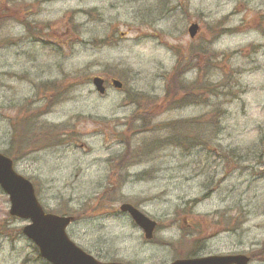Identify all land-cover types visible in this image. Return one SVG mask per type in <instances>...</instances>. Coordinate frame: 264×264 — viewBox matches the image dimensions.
Masks as SVG:
<instances>
[{
    "label": "rangeland",
    "instance_id": "1",
    "mask_svg": "<svg viewBox=\"0 0 264 264\" xmlns=\"http://www.w3.org/2000/svg\"><path fill=\"white\" fill-rule=\"evenodd\" d=\"M61 83L44 102L43 86ZM177 96L187 100L165 111ZM25 115L16 170L45 210L76 217L69 237L99 261L169 264L195 251L264 264V0H0V152ZM187 134L210 139L182 147ZM122 203L158 222L153 239ZM10 207L0 187V264H48Z\"/></svg>",
    "mask_w": 264,
    "mask_h": 264
},
{
    "label": "water",
    "instance_id": "2",
    "mask_svg": "<svg viewBox=\"0 0 264 264\" xmlns=\"http://www.w3.org/2000/svg\"><path fill=\"white\" fill-rule=\"evenodd\" d=\"M199 25L193 23L188 32L194 38ZM96 91L106 93L105 80L96 76L92 79ZM112 85L121 89L123 84L117 79ZM0 187L9 196L10 214L30 221L23 227V233L39 248L41 256L52 264H125L122 262H101L78 246L67 234L74 217L46 212L39 202L33 183L15 170L13 160L0 152ZM120 209L130 214L135 223L151 239L156 222L139 209L124 203ZM243 255L207 256L202 258L179 259L170 264H247Z\"/></svg>",
    "mask_w": 264,
    "mask_h": 264
},
{
    "label": "trees",
    "instance_id": "3",
    "mask_svg": "<svg viewBox=\"0 0 264 264\" xmlns=\"http://www.w3.org/2000/svg\"><path fill=\"white\" fill-rule=\"evenodd\" d=\"M24 25L26 26V28L29 30L28 31V33H30V34H34V30L33 29H31L32 27H31V24H30V22L29 21H25L24 22ZM63 86V84L61 83V84H58V86H56L55 84H48V85H46V86H43V88H42V92H46V94H45V97H44V102H45V100H48V99H50V97L55 93V90L57 89V88H61ZM210 86H215V83H213L211 80L210 81H208V82H205L204 84H203V88L205 89V92L207 93V92H211V95L212 96H214V95H218L219 93L216 91V89L215 90H212V89H210ZM199 92H201V91H199ZM199 92H197V93H199ZM202 93V92H201ZM58 94V93H57ZM196 94V93H195ZM193 95H192V93L189 95H187L186 97H192ZM185 96H183V97H181V99H179L178 98V96L176 97V98H173L171 101H167L166 102V106H168V108H166L165 109V111L166 110H170V109H173L174 108V105L175 106H178V105H181V102H183V100H187V98H186ZM193 97H196V98H194L192 101H193V103H198V104H200L201 102H204V103H207L206 101H208V96H207V98L206 99H203V98H197V96H193ZM43 102V103H44ZM42 103V104H43ZM41 104V105H42ZM48 103H47V101H46V103L44 104V105H47ZM41 105H39V106H41ZM27 113H28V115H30V117H35V114H37L38 113V111H36V110H33L32 112H30L29 110L27 111ZM212 113L213 114H216V116L214 115L212 118H208V119H206V121L205 122H207V123H211L213 126H216L218 123H219V118H220V114H221V112H219V111H217V112H215V111H212ZM28 115H25V117H21V118H18V116L17 117H15L12 121V136H11V143H10V147H9V149H8V151L6 150V152H3L4 154H6L7 156H9V157H11L14 161L15 160H17L20 156V154L22 153V150H23V148H24V145L25 144H30V142H28L29 141V133H30V131L32 130V128H31V122H32V120H30L29 119V117H28ZM147 116L148 115H146L144 118H142V119H140V127H142V129L144 130V131H148V130H150L151 129V123L153 122H151V120H152V117H151V120L150 119H147ZM173 124V123H172ZM171 124V125H172ZM176 124H178V127H179V122H177ZM176 124H173V126L172 127H175L176 126ZM188 124H190V122L189 121H187V123H184V126H187ZM28 125H29V128H28ZM183 126V125H182ZM28 128V129H27ZM50 129H52V131L53 132H55L56 130H58V127H50ZM177 129V128H176ZM64 132L65 130H61V132ZM44 132H47V130L46 131H44ZM65 133V132H64ZM187 138H188V134L187 135H185ZM172 137V136H171ZM174 139L176 140V138H175V136H174ZM172 140V139H171ZM27 141V142H26ZM189 141H190V144H191V142H192V138L191 139H189ZM185 142V140L183 139V138H181L180 140H179V143L183 146V143ZM207 142H205V144H206ZM179 144V145H180ZM39 147V146H38ZM43 147V146H42ZM42 147H40V148H42ZM184 147H186V145L184 146ZM147 148H148V150H145V151H150L151 150V147L150 146H147ZM144 150V149H143ZM23 234V233H22ZM48 263V262H47ZM48 264H50V263H48Z\"/></svg>",
    "mask_w": 264,
    "mask_h": 264
},
{
    "label": "flooded vegetation",
    "instance_id": "4",
    "mask_svg": "<svg viewBox=\"0 0 264 264\" xmlns=\"http://www.w3.org/2000/svg\"><path fill=\"white\" fill-rule=\"evenodd\" d=\"M189 225L191 226V224H190V223H189ZM236 254H243V253H237V252H236ZM243 255H245V256H247V257H248L247 264H251V263H252V257H251V256H249L248 254H243ZM193 256H197V255H193Z\"/></svg>",
    "mask_w": 264,
    "mask_h": 264
}]
</instances>
